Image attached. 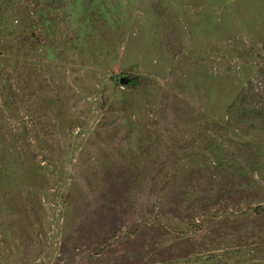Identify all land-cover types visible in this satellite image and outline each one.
<instances>
[{"label":"rangeland","instance_id":"1","mask_svg":"<svg viewBox=\"0 0 264 264\" xmlns=\"http://www.w3.org/2000/svg\"><path fill=\"white\" fill-rule=\"evenodd\" d=\"M0 264H264V0H0Z\"/></svg>","mask_w":264,"mask_h":264},{"label":"water","instance_id":"2","mask_svg":"<svg viewBox=\"0 0 264 264\" xmlns=\"http://www.w3.org/2000/svg\"><path fill=\"white\" fill-rule=\"evenodd\" d=\"M129 83H130V80H128L127 78H122V79L120 80V84H121L122 86H127V85H129Z\"/></svg>","mask_w":264,"mask_h":264}]
</instances>
